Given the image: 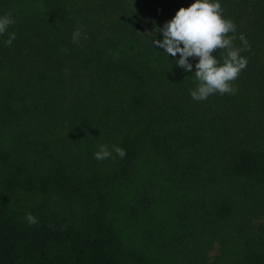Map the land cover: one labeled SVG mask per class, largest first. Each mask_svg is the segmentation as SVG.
Wrapping results in <instances>:
<instances>
[{
  "label": "trees",
  "instance_id": "trees-1",
  "mask_svg": "<svg viewBox=\"0 0 264 264\" xmlns=\"http://www.w3.org/2000/svg\"><path fill=\"white\" fill-rule=\"evenodd\" d=\"M194 2L0 0V264H264V0H218L248 64L201 101L153 45Z\"/></svg>",
  "mask_w": 264,
  "mask_h": 264
},
{
  "label": "clouds",
  "instance_id": "clouds-1",
  "mask_svg": "<svg viewBox=\"0 0 264 264\" xmlns=\"http://www.w3.org/2000/svg\"><path fill=\"white\" fill-rule=\"evenodd\" d=\"M13 23L11 12L0 16V34H4ZM160 31L163 32V39H155L153 45L163 48L173 57L179 53L180 58L176 61L179 67L191 72L193 65L188 58H199L194 72L196 88L190 93L194 100H205L217 92L221 95L235 94L237 89L233 87V81L247 67L248 60L241 53L248 50L249 45L242 34L239 40L244 48L234 44L236 26L231 19L223 16L218 0H195L189 7H181ZM82 35L81 28L74 30L72 42L78 44ZM15 38V33H10L4 41L5 45L10 46ZM218 50L224 53L219 59L213 55ZM98 149L94 157L101 161L112 157L113 151L121 158L126 155L125 150L116 145L112 146V151L104 144ZM25 218L29 225L38 222L31 213H27Z\"/></svg>",
  "mask_w": 264,
  "mask_h": 264
}]
</instances>
